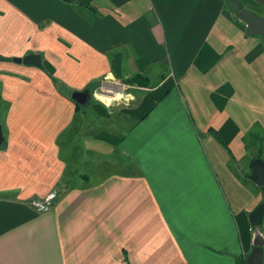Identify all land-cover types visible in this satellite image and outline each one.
I'll use <instances>...</instances> for the list:
<instances>
[{
	"label": "crops",
	"instance_id": "0c3cea01",
	"mask_svg": "<svg viewBox=\"0 0 264 264\" xmlns=\"http://www.w3.org/2000/svg\"><path fill=\"white\" fill-rule=\"evenodd\" d=\"M246 32L225 0H0V264H247L264 40ZM32 54L42 69L13 62ZM108 74L133 100L104 110L80 174L71 95Z\"/></svg>",
	"mask_w": 264,
	"mask_h": 264
},
{
	"label": "water",
	"instance_id": "95a60500",
	"mask_svg": "<svg viewBox=\"0 0 264 264\" xmlns=\"http://www.w3.org/2000/svg\"><path fill=\"white\" fill-rule=\"evenodd\" d=\"M69 2L70 0H64ZM228 9L235 14V17L246 24L247 35L260 36L264 40V17L257 15L246 9L241 0H225ZM13 62L17 65L32 66L42 69V57L40 55H28L24 58H15ZM71 99L81 107L87 106L91 102L89 90L76 91L71 95ZM4 137L0 125V145ZM252 174L248 179L262 189L263 202L249 215L250 226L253 230L252 245L253 250L247 259V264H263L264 261V161L260 158L253 161Z\"/></svg>",
	"mask_w": 264,
	"mask_h": 264
},
{
	"label": "rangeland",
	"instance_id": "374dc122",
	"mask_svg": "<svg viewBox=\"0 0 264 264\" xmlns=\"http://www.w3.org/2000/svg\"><path fill=\"white\" fill-rule=\"evenodd\" d=\"M128 93L129 94L131 93L130 89L128 90ZM90 95H91L90 106L87 108L81 107L82 109L78 113V119H77V121H75V131L74 132H75V135L77 137L81 138L80 144H77L75 141V144L77 147L71 151L72 153L68 158L69 164L73 168H76V171H78L80 174L84 173V172L85 173H93V171H95V169L98 170V166L101 164L100 163L101 160L95 159L92 156V154L88 153L87 151H85L83 149V145H84L83 140L86 138L92 139L94 134L98 133L100 126H103V124L100 122V117H102V112L104 113V110H105V112L111 111V112H113L112 117H115L117 114V111H114V110L117 109L118 106H120L121 104H129L133 100V97L130 96L127 98L128 102L116 101L113 105L105 106L103 103H101L102 101L98 98V94L96 92H92V93L90 92ZM94 105H96V107ZM79 126H83V128H81V127L78 128ZM251 147H252L251 148L252 151L255 152L256 148H258L259 145H258V143L257 144L253 143V145ZM84 161L86 162V164H82ZM240 166H243V164H240ZM240 172L242 173L243 171H240ZM79 173L78 174L76 173V175H74L73 178L77 177L79 175ZM249 184L251 186H254L253 183H251V182H249Z\"/></svg>",
	"mask_w": 264,
	"mask_h": 264
},
{
	"label": "built area",
	"instance_id": "2783aa9c",
	"mask_svg": "<svg viewBox=\"0 0 264 264\" xmlns=\"http://www.w3.org/2000/svg\"><path fill=\"white\" fill-rule=\"evenodd\" d=\"M131 86L125 82L114 78L111 74L106 75L100 87L95 91L98 94V98L102 101L105 106L113 105L116 101L127 102V98L131 95L128 90ZM127 91V92H126ZM104 98H110L109 103L104 101ZM56 198V194L49 196L44 202H35L36 209L40 212L48 211Z\"/></svg>",
	"mask_w": 264,
	"mask_h": 264
},
{
	"label": "trees",
	"instance_id": "16d2710c",
	"mask_svg": "<svg viewBox=\"0 0 264 264\" xmlns=\"http://www.w3.org/2000/svg\"><path fill=\"white\" fill-rule=\"evenodd\" d=\"M241 2H242V4H243V6L246 8L247 3H248V0H241ZM246 9H247V8H246ZM57 83H58V86H59L60 91L63 92V91H64V87L62 86V84H61L60 82H57ZM94 106L96 107V105H94ZM81 109H82L81 106L77 105V110H78V112H79ZM104 114H106V113H103V112H102V115H104ZM210 132H212V133L217 137V139L220 141V143H221L224 147H226L225 143L221 140V138L219 137V135H218L217 133L213 132V130H211ZM263 141H264V139L261 140V142H263ZM244 142H245L246 146H251V145H253V143H254V144L259 143V140L257 139V137L254 138V136H249L248 138H246V139L244 140ZM257 158H261V157L258 156ZM129 168H136V166H135L134 164H132V165L129 166ZM244 177H245V178H248L247 174H246ZM85 178H88V177L85 176ZM261 190H262V189H261ZM263 232H264V228H263ZM245 264H246V263H245Z\"/></svg>",
	"mask_w": 264,
	"mask_h": 264
},
{
	"label": "bare ground",
	"instance_id": "6f19581e",
	"mask_svg": "<svg viewBox=\"0 0 264 264\" xmlns=\"http://www.w3.org/2000/svg\"><path fill=\"white\" fill-rule=\"evenodd\" d=\"M103 99H104V101L107 102V103H109V102L111 101L110 98H104V97H103ZM127 102H128V101H127Z\"/></svg>",
	"mask_w": 264,
	"mask_h": 264
}]
</instances>
